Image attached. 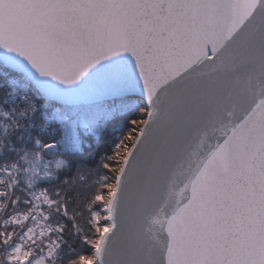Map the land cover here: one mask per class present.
Returning <instances> with one entry per match:
<instances>
[{
    "label": "snow or ice",
    "instance_id": "1",
    "mask_svg": "<svg viewBox=\"0 0 264 264\" xmlns=\"http://www.w3.org/2000/svg\"><path fill=\"white\" fill-rule=\"evenodd\" d=\"M0 264H264V0H0Z\"/></svg>",
    "mask_w": 264,
    "mask_h": 264
},
{
    "label": "trees",
    "instance_id": "2",
    "mask_svg": "<svg viewBox=\"0 0 264 264\" xmlns=\"http://www.w3.org/2000/svg\"><path fill=\"white\" fill-rule=\"evenodd\" d=\"M123 120L118 115L115 119L109 121L107 127L105 128L103 135L100 137H88L87 143L91 144L90 149H86V151L93 152L95 154V159L90 160L89 166L95 167L97 164L100 165V174H105L108 170H105L102 168V157L105 154H111L110 152H107V143L113 138V137H121L126 138L129 129H124L122 132L119 131V129L122 128ZM80 254L82 255H91V252L86 248L84 249Z\"/></svg>",
    "mask_w": 264,
    "mask_h": 264
},
{
    "label": "rangeland",
    "instance_id": "3",
    "mask_svg": "<svg viewBox=\"0 0 264 264\" xmlns=\"http://www.w3.org/2000/svg\"><path fill=\"white\" fill-rule=\"evenodd\" d=\"M137 127H139V125H137ZM129 146H130V142H129Z\"/></svg>",
    "mask_w": 264,
    "mask_h": 264
},
{
    "label": "water",
    "instance_id": "4",
    "mask_svg": "<svg viewBox=\"0 0 264 264\" xmlns=\"http://www.w3.org/2000/svg\"><path fill=\"white\" fill-rule=\"evenodd\" d=\"M109 103H111V102L109 101Z\"/></svg>",
    "mask_w": 264,
    "mask_h": 264
}]
</instances>
